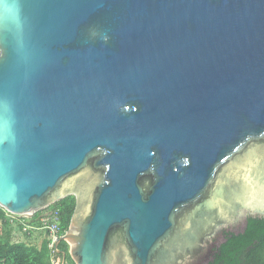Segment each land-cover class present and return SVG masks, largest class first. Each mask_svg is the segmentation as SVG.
<instances>
[{"label":"water","instance_id":"1","mask_svg":"<svg viewBox=\"0 0 264 264\" xmlns=\"http://www.w3.org/2000/svg\"><path fill=\"white\" fill-rule=\"evenodd\" d=\"M75 197V264H208L264 218V0H0V207Z\"/></svg>","mask_w":264,"mask_h":264},{"label":"trees","instance_id":"2","mask_svg":"<svg viewBox=\"0 0 264 264\" xmlns=\"http://www.w3.org/2000/svg\"><path fill=\"white\" fill-rule=\"evenodd\" d=\"M48 208L58 209L61 234L64 235L74 213L75 197L67 196ZM41 212L27 219L11 215L0 207V264H52L45 233L39 244L13 239V232L20 227V220L38 224ZM224 237L226 240L213 249L212 260L208 264H264V218H249L243 233H225ZM58 249L65 253L64 260L59 254L62 264H75L65 241L59 243Z\"/></svg>","mask_w":264,"mask_h":264},{"label":"built area","instance_id":"3","mask_svg":"<svg viewBox=\"0 0 264 264\" xmlns=\"http://www.w3.org/2000/svg\"><path fill=\"white\" fill-rule=\"evenodd\" d=\"M12 215V214H11ZM15 216V215H14ZM60 213L58 209H43L38 217V224L30 223L28 220H20V228L23 233L30 234L32 231L40 230L45 233L49 243L50 260L52 264H62L61 257L56 252L55 244L63 236L60 228Z\"/></svg>","mask_w":264,"mask_h":264},{"label":"rangeland","instance_id":"4","mask_svg":"<svg viewBox=\"0 0 264 264\" xmlns=\"http://www.w3.org/2000/svg\"><path fill=\"white\" fill-rule=\"evenodd\" d=\"M13 237L14 241H27L39 244L45 235L40 230L32 231L30 234L23 233L20 227H16Z\"/></svg>","mask_w":264,"mask_h":264},{"label":"flooded vegetation","instance_id":"5","mask_svg":"<svg viewBox=\"0 0 264 264\" xmlns=\"http://www.w3.org/2000/svg\"><path fill=\"white\" fill-rule=\"evenodd\" d=\"M225 233H230V232H224V235H225ZM213 252V251H212ZM212 255V254H211Z\"/></svg>","mask_w":264,"mask_h":264}]
</instances>
